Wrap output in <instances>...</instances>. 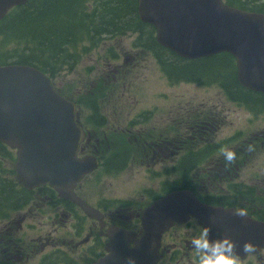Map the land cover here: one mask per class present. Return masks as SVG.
<instances>
[{"label":"water","instance_id":"obj_1","mask_svg":"<svg viewBox=\"0 0 264 264\" xmlns=\"http://www.w3.org/2000/svg\"><path fill=\"white\" fill-rule=\"evenodd\" d=\"M29 0H0V22ZM138 16L156 30L157 42L185 59L219 53L235 57L240 84L264 94V13L230 6L224 0H139ZM85 131L75 104L61 95L51 79L29 65L0 66V142L16 151V177L32 190L49 184L60 197L77 204L90 218L98 210L79 197L75 188L99 168L93 156L77 157ZM235 210L202 203L189 190L158 199L138 217L142 231L113 227L105 254L94 264H158L162 236L176 224L197 220L211 228V239L231 237L238 254L245 242L264 249V222ZM202 227V228H203Z\"/></svg>","mask_w":264,"mask_h":264},{"label":"flooded vegetation","instance_id":"obj_2","mask_svg":"<svg viewBox=\"0 0 264 264\" xmlns=\"http://www.w3.org/2000/svg\"><path fill=\"white\" fill-rule=\"evenodd\" d=\"M184 82L198 84L200 81L190 80ZM202 84L205 87L214 85L209 81H203ZM121 99L123 97L113 95H103L94 99L93 103L98 104L96 110L100 115L101 127L86 132L84 143L81 144L83 152L78 157L96 156L100 161V165L103 164L104 167L106 165L103 161L107 155L100 148L102 140L96 137L103 135V138L107 140L108 134L127 135L129 146H125V151L118 153L108 162L110 166L106 170L112 171L114 168L123 165L125 158L131 152L143 148L146 153L145 157L147 159L151 157L152 162H170L158 174H175L174 181H171V184H174L170 188L171 190L166 189L168 178H165L162 188H150L148 190V199L143 198V202L138 203L136 201L137 204L132 205L128 202L127 206H124L123 202L120 201L116 209L113 210L109 205L104 206L99 202L91 201L87 197V192L83 189L85 180L83 179L77 184L75 191L87 204L101 212L103 219L99 220L88 217L81 208L73 202L61 198L49 185H42L28 191L17 183L13 176H9L10 182L7 183V177L1 174L0 227L4 228L0 230V241L3 234H6L8 230H13V227H17L18 231H23L24 227H76L79 233L82 232L84 227H90L85 240L86 243L91 245L90 252L84 254L81 262L73 259L70 255H64L79 264H82L84 259L89 256L91 264H93L105 254V247L110 240L107 236L110 228L114 226L127 229L141 227V219L138 214H141L146 206L170 192L184 188L191 190L205 204L236 210L243 209L253 219L264 221V169H257L256 175H246L251 160L264 153V127L259 129L258 133L254 132L248 136H244V131H238L227 139L231 142L225 143L226 140L218 143L213 133H216L217 129L225 123L221 121L217 124L216 116L221 115L223 108L217 106L214 100H191L187 102L185 107H179L176 112L163 113L154 119L155 111L146 110L132 119L129 117L128 121H125L122 116L128 105L133 114L132 110L136 102L129 97L127 105ZM226 102L235 104L238 107L246 105L257 110L258 113L255 114L249 112L255 117L252 118L250 124L260 118L264 120L259 111L260 103L257 101L226 98ZM100 110L110 113L112 118L107 119L104 113H100ZM152 119V125L148 128L146 125ZM113 121H116L118 126ZM105 125L111 127L105 128ZM114 147L116 148V146ZM223 148H228L236 153L235 161L226 163L221 153ZM218 152L220 153L219 157L216 156ZM206 160L207 162L203 166L202 164ZM133 161L136 163L139 160L134 156ZM191 167H193V171L184 177V171ZM184 225L192 227L194 231L195 227H201V225L193 226L190 223ZM7 236V248L4 252L8 254H0V264H26L23 261L24 258L34 255L30 251V243L24 242L22 240L24 237L22 235L16 236L14 232L13 234L8 233ZM165 236L163 237V243ZM185 242L186 247L182 256L189 259V252L195 251L189 240L186 239ZM168 246L169 244H163V264H172L173 261V257L169 256L172 250ZM261 252L244 259L241 258V264H264V251ZM13 253L15 254L12 255ZM55 253L57 252L44 255L39 264L41 262L43 264L45 259H51V256ZM195 255L197 258L196 253ZM94 256L96 258L92 259Z\"/></svg>","mask_w":264,"mask_h":264},{"label":"rangeland","instance_id":"obj_3","mask_svg":"<svg viewBox=\"0 0 264 264\" xmlns=\"http://www.w3.org/2000/svg\"><path fill=\"white\" fill-rule=\"evenodd\" d=\"M69 1L67 0L66 2ZM130 1L132 2V0ZM241 1L245 5H248L249 8L264 5V0ZM94 2H98L99 4L100 2L103 4L109 2L116 4L111 0L90 1V3ZM82 19L91 23V26L87 28L88 30L81 28L79 25L73 30L71 28L67 30L64 35L72 36L74 34L75 38H78L81 33H88L91 37L98 38L104 33V29L113 32L116 29L115 24L112 22L113 18L107 20L102 27H98V24L102 23V21L93 16L88 17V15H85L81 17L78 24L81 23ZM126 19L130 20L131 17L127 14ZM24 28L25 25L19 22L13 27L12 32H22ZM150 34L151 30L145 27L139 35L133 34L118 41L115 47L114 59H110V56L105 54L99 55L97 52H92L89 54V57H84L76 65L72 67L66 66L55 77L54 85L56 89L81 109L80 123L83 127L89 130L101 127L100 115L98 114V110H96L98 104L93 103V101L97 97L109 94L123 97L121 100L127 105L129 97L136 102L132 110L133 114L128 105L126 112L122 116V119L125 121H128L129 117L132 119L137 114L146 110L155 111L154 119L163 113L176 112L179 107H185L187 102L191 100H214L217 106L223 108V114L226 116L225 124L217 129L216 133H213L216 142L226 141L238 131H244V136L252 135L254 132L258 133L259 129L264 127V120L261 118L250 124L252 118L255 117L249 112L255 114L258 113L257 110L246 105L244 107H238L235 104L226 102L221 98L222 95L219 93L217 87H205L201 81L198 84L186 82L170 84L167 76L158 64L157 56L149 47H152L159 53L166 68L174 74L186 62L183 60L180 61L174 55L165 53L153 46L150 41ZM109 35L103 34L102 36L106 38ZM139 38L142 43L141 47L137 46ZM66 55L67 53L64 55V58L69 62L71 59L66 58ZM232 66V61L229 58H220L219 60L203 59L191 65L188 64L187 68L179 71L176 75H191L201 79H215L214 72L220 75L224 69L231 71ZM101 78L108 80L112 78V82L116 84V87H114L116 92H112L111 90L110 93V90H102L100 84ZM236 89L234 88L236 95L249 94ZM253 96H258V94H253ZM107 105L109 104L107 103ZM259 107V111L264 117V107ZM100 113H104L107 119L112 118L110 113L103 112L102 110H100ZM221 117L222 115L216 116L217 124L220 123ZM153 119L147 123L146 126L148 128L151 127ZM113 123L117 122L113 121ZM109 126L105 125L104 127L107 128ZM118 136L120 137V135ZM99 139H103V136H99ZM127 140L128 137L126 138ZM229 142L231 140H227L225 143ZM100 148L107 155L103 161L106 165L103 167L105 171L100 167L99 170L88 175L83 183V189L87 192V197L93 202H99L104 206L109 205L113 210L116 209L120 201L123 202L124 206H127L128 202L130 205L137 204L136 201L141 203L143 202V198L148 199V190L150 188L160 189L165 178H168L170 181L175 179V175L158 174L170 162L164 163L156 161L154 163L151 157L148 159L145 157L142 149V151L134 154L138 158V162L134 163L133 156L131 162H128L125 167H120L112 172L107 171L106 168L110 166L108 162L114 156H117L118 153L125 151V145L122 142L115 141V138H113L112 140L107 139L101 142ZM13 152L15 153V151ZM206 162L207 160L202 165L205 166ZM204 168L206 169V167ZM257 169H264V153L259 154L258 157L251 160L246 175H254ZM188 171L185 170L184 173ZM172 186L168 185L166 189ZM194 223L191 222V224L195 225ZM3 228L0 227V230ZM89 228L84 227L82 232L79 233L76 227H24L23 231H18L17 227H13V230H8L6 234H3V238L0 241V252L8 254L4 252L7 248V234H13L14 232L16 236L22 235L24 237L22 240L29 242L31 245L30 251L34 255H31L29 258H24L23 261L26 264H39L41 258L51 252L57 253L53 254L51 259H45L43 264H56L58 259L63 258L70 260L66 255H70L81 262L84 254L89 253L91 248V245L85 241ZM195 235H198L197 230L195 229L194 231L192 227H176L175 230H172L165 236L163 244H169L168 247L171 250H184L186 247V239H192Z\"/></svg>","mask_w":264,"mask_h":264},{"label":"trees","instance_id":"obj_4","mask_svg":"<svg viewBox=\"0 0 264 264\" xmlns=\"http://www.w3.org/2000/svg\"><path fill=\"white\" fill-rule=\"evenodd\" d=\"M66 1L29 0L26 5L13 9L0 23V65L17 64L33 66L43 71L54 81V78L66 66L72 67L76 65L92 52L115 58L116 41L133 34L139 35L145 27L151 30L150 41L153 46L165 53L174 55L160 47L156 43L152 27L140 21L137 12L138 0H132V2L130 0H117L116 2L115 0H111L116 4L110 2L104 4L101 2L100 4L98 2L90 3L91 0ZM225 2L247 11L264 13V5L249 8L241 0H225ZM127 14L131 17L130 20L126 19ZM85 15H88V17L93 16L102 21V23L98 24V27H102L107 20L113 18L112 22L115 24L116 29L114 32L104 29L102 35L110 34L106 38L102 35L101 37L93 38L88 33H81L78 38H75L74 34L72 36L64 35L67 30L70 28L73 30L79 25L81 28L88 30L87 28L91 26L90 22L82 19L81 23L78 24L80 18ZM19 22L25 25L24 30L22 32H12L13 27ZM139 44L142 45L140 38ZM149 48L157 56L159 66H162L165 72H167L173 84L190 80L209 81L230 100L247 99L253 96L251 92L239 85L236 77L235 59L230 54H218L204 58L218 60L220 58H229L233 66L231 71L224 69L220 75L214 72L215 79H201L191 75L178 76L176 74L187 68L188 64L191 65L203 59L186 60L174 55L180 61L186 62L174 74L166 68L159 53L152 47ZM66 53V58L71 59L69 62L64 58ZM234 88L249 94L236 95ZM0 160H2L0 163V175L4 174L7 177V183H9V176H15L12 165L15 161V155L2 143H0ZM102 170L105 171L104 168ZM57 263L79 264L72 261V259L67 260L66 258L57 260ZM82 264H91L89 256L84 259Z\"/></svg>","mask_w":264,"mask_h":264},{"label":"clouds","instance_id":"obj_5","mask_svg":"<svg viewBox=\"0 0 264 264\" xmlns=\"http://www.w3.org/2000/svg\"><path fill=\"white\" fill-rule=\"evenodd\" d=\"M226 163L236 159V153L228 148L221 149ZM238 217H245L246 210L237 209L233 213ZM211 228L203 227L202 231L191 240V246L197 254L198 264H241V255L238 254L237 242L231 237L211 239ZM258 246L251 241L245 242L242 252L246 257L257 252ZM127 264H137L134 257L127 258Z\"/></svg>","mask_w":264,"mask_h":264},{"label":"bare ground","instance_id":"obj_6","mask_svg":"<svg viewBox=\"0 0 264 264\" xmlns=\"http://www.w3.org/2000/svg\"><path fill=\"white\" fill-rule=\"evenodd\" d=\"M214 68V67H213ZM211 70V69H210ZM237 90V89H236ZM241 92V91H240Z\"/></svg>","mask_w":264,"mask_h":264}]
</instances>
